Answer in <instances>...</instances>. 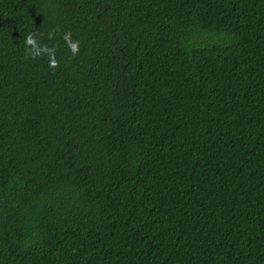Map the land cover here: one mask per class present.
<instances>
[{
    "label": "trees",
    "instance_id": "obj_1",
    "mask_svg": "<svg viewBox=\"0 0 264 264\" xmlns=\"http://www.w3.org/2000/svg\"><path fill=\"white\" fill-rule=\"evenodd\" d=\"M0 264H264V0H0Z\"/></svg>",
    "mask_w": 264,
    "mask_h": 264
},
{
    "label": "clouds",
    "instance_id": "obj_2",
    "mask_svg": "<svg viewBox=\"0 0 264 264\" xmlns=\"http://www.w3.org/2000/svg\"><path fill=\"white\" fill-rule=\"evenodd\" d=\"M65 40L69 42V46L71 47L73 54L75 55L78 52V43H73L70 41V34L66 33L65 34ZM26 44L27 45H31L32 46V55H38L39 54V49H37L36 44L34 39L29 36L26 40Z\"/></svg>",
    "mask_w": 264,
    "mask_h": 264
}]
</instances>
